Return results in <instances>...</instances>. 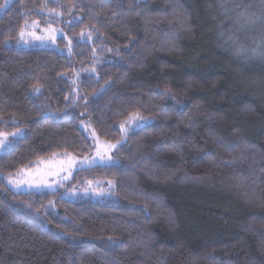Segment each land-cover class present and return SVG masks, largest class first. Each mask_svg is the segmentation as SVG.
Segmentation results:
<instances>
[{"label":"trees","instance_id":"trees-1","mask_svg":"<svg viewBox=\"0 0 264 264\" xmlns=\"http://www.w3.org/2000/svg\"><path fill=\"white\" fill-rule=\"evenodd\" d=\"M226 2L12 1L0 15V133L25 134L0 155V264H264V44L232 42ZM70 6L82 20L69 50L64 37L18 45L43 10ZM245 50L249 64L235 55ZM137 114L152 120L124 132ZM84 120L122 141L117 162L66 188L113 181L111 196L9 186L40 159L88 155Z\"/></svg>","mask_w":264,"mask_h":264},{"label":"rangeland","instance_id":"rangeland-1","mask_svg":"<svg viewBox=\"0 0 264 264\" xmlns=\"http://www.w3.org/2000/svg\"><path fill=\"white\" fill-rule=\"evenodd\" d=\"M13 0H5V3L0 7V15L11 5ZM60 3L61 0H54ZM226 8L228 12L229 30L232 34L233 43L241 41L236 36L239 34L249 35L252 34L249 42L252 45H263L264 44V31L262 30L263 22V11H264V0H251L250 4L246 8V11H242L244 6L240 3V0H227ZM46 21L42 23L41 20L30 21L26 24L23 29L20 39L18 41L19 46L30 47H58V39L64 37L68 42V50L72 46V42L75 40L74 37L69 35V28L72 24L80 22L82 20V14L76 8L68 7L67 10L63 8H52L45 9L41 14ZM251 32H255L254 34ZM85 35L78 36V39H83ZM230 42H227V45ZM249 45V44H247ZM252 48L251 46H248ZM66 50V49H61ZM237 58H240L242 63L249 64L255 58V50L240 51L235 54ZM245 55V57H244ZM264 62V56L263 60ZM138 115V114H137ZM141 117L140 115H138ZM142 120L133 121L128 124L127 121L124 123V132L129 129H134L147 124L150 120L148 118L141 117ZM86 134L90 138L93 144L92 151L85 156H77L69 153H59L55 156L40 159L36 163V166L31 169H24L21 172L12 175L8 178L9 186L15 191H32V190H56L59 188L66 189L63 197L75 200L80 197L93 196L94 198H106L112 195L115 189V183L113 181H105L103 183L95 182L89 184L87 189L84 190L80 187L66 188L69 181L72 180L73 175L78 170L90 168L96 165H108L117 162L116 150L119 143L107 142L102 140L90 125L88 120H84L82 123ZM13 133H20L13 137ZM13 133H4L6 138L4 142L10 144L12 139H17L25 134V130L21 129ZM114 144L115 148H108L107 145ZM99 145V148H97ZM97 151L104 157L102 161L100 156L97 155ZM5 151H0V155ZM109 157L111 159L109 160ZM95 161V163H92ZM11 181V183L9 182ZM68 182V183H67ZM46 183L51 187H36L37 184Z\"/></svg>","mask_w":264,"mask_h":264},{"label":"snow or ice","instance_id":"snow-or-ice-1","mask_svg":"<svg viewBox=\"0 0 264 264\" xmlns=\"http://www.w3.org/2000/svg\"><path fill=\"white\" fill-rule=\"evenodd\" d=\"M35 91L36 92H39V88H35ZM136 120H142V118L139 117L138 115H132V116L129 117L127 123L128 124H131L133 121H136ZM124 127H125L124 124H121L120 125V128L122 130L124 129ZM12 135H13V137H15L17 135H20V133H13ZM5 138H6V134L0 133V151H5L9 147V145L4 142V139ZM107 147L108 148H115L116 145L110 144V145H107ZM97 148H99V145H97ZM97 155L100 156V159L102 161L104 160V157L100 155V152L99 151H97ZM110 159H111V157H109V160ZM92 163H95V161H92ZM9 182L11 183V181H9ZM41 186H43V187H51V185L46 184V183H40V184H37L36 185V187H41Z\"/></svg>","mask_w":264,"mask_h":264}]
</instances>
